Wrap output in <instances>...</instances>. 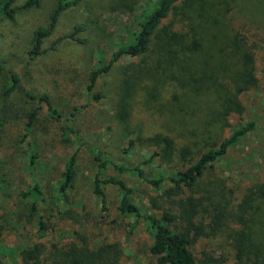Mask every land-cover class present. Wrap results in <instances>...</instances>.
Listing matches in <instances>:
<instances>
[{
	"label": "rangeland",
	"instance_id": "rangeland-1",
	"mask_svg": "<svg viewBox=\"0 0 264 264\" xmlns=\"http://www.w3.org/2000/svg\"><path fill=\"white\" fill-rule=\"evenodd\" d=\"M23 1L15 0V4L20 5ZM56 2L44 0L39 9L20 13L14 22L0 19V56L3 59L16 60L24 56L34 31L48 25L49 15ZM153 3L154 0H81L59 17L53 35L43 43V48L48 51L31 61L25 85L34 92L49 94L54 106L63 115L60 119L49 118L43 108L29 137L37 153L33 176L46 196L57 200L58 206L52 215L46 216L47 230L43 244L47 247L52 244L66 246L76 241L75 232L86 235L90 231L102 238L99 223L95 222L100 215L101 203L99 197L93 194L94 175L98 166L89 149H98L109 162L102 178H117L132 188L133 204L148 210L151 198L163 202L158 198L160 193L136 175L119 173L112 166L115 163L139 167L148 178L174 174L173 163L150 158L156 147L140 137L141 132L151 134L157 131L155 126L164 125V119L148 111L140 114L138 107L141 106L133 110L132 117L126 122L119 118V98L124 78L122 68L133 60L127 56L121 57L108 73L99 77L90 93L86 90L89 73L97 68L96 53L104 50L108 60L119 46L128 43ZM177 7V12L166 21L167 24L172 23L176 32L188 33L187 20H183V15L187 14L196 20V29L203 41L199 50L181 57L173 68L177 80L161 92L162 95L172 91L169 101L164 105L165 115L171 118L175 126H184L198 133L203 130L217 133L224 131L225 136L245 122L256 123L254 131L215 163L210 178L203 180L202 190H205L209 199L201 202L195 220L208 224L212 222L214 210L226 206L225 183L238 190L237 194L241 189L244 193L256 183H264V74H260L257 89L239 95L245 109L243 114L232 113L227 119L216 114V111H222L218 97L225 95L215 89H224L222 86L229 79L230 72L242 67V52L235 49L236 32L231 28L233 21L230 15L251 23H262L264 0H180ZM229 9L231 14L226 18ZM198 15L202 18L214 17L219 24L214 26L203 22ZM79 25H84L86 29L75 37L84 39L85 44L63 39L55 50L49 49L52 41L72 33L74 27ZM215 76H218L217 81L221 86L213 83ZM3 84L5 78L0 73V92ZM95 95L99 97L97 101L93 100ZM32 107L19 92L11 95L5 102V124L0 130V212L6 219L7 229L16 228L11 234L6 231L0 242V258L6 264L18 261L11 249L21 243L25 245V242L17 241H26V236L32 234L26 217L14 216L24 208L20 193L31 185L33 178L26 152L20 143L25 132V117ZM74 108L80 109V113L72 117V112L76 111ZM68 120L78 134L77 140L72 137L68 140L63 136L62 126ZM224 121L228 122V127L224 126ZM133 140L130 145L129 141ZM74 153L76 166L73 187L66 199H62L56 188L66 160ZM104 194L105 204L110 210L108 220L121 218L116 211L119 201L117 187L107 185ZM249 205L243 220L237 218L236 213L218 220L219 237L196 241L195 253L203 264H238L234 258L237 255L235 238L247 250L239 262L249 264L257 260L258 264H264V199L253 195ZM61 212L67 214L63 216ZM16 218H19V224ZM129 237L120 235L119 241L127 252L124 262L146 264L145 259L139 262L141 253L131 248L135 240L149 246L150 240L143 225L140 224L133 237ZM253 249L259 250L257 256L248 252Z\"/></svg>",
	"mask_w": 264,
	"mask_h": 264
},
{
	"label": "trees",
	"instance_id": "trees-1",
	"mask_svg": "<svg viewBox=\"0 0 264 264\" xmlns=\"http://www.w3.org/2000/svg\"><path fill=\"white\" fill-rule=\"evenodd\" d=\"M43 1L24 0L23 3L17 5L15 0H0V19L14 22L20 13L39 9ZM80 2L81 0H57L49 15L48 25L34 31L28 43L29 47L22 58L9 60L0 56V73L5 78V84L2 85L0 92V130L5 124V102L11 95L19 92L23 99L33 106L26 114L25 132L20 140L33 178L31 185L20 193L24 208L18 214H14L19 218L22 215L26 217L32 234L26 236L28 238L26 241H17L25 242V245L21 243L11 249L18 259L15 264H126L124 260L127 252L119 241L120 235L133 237L140 224L143 225L146 236L150 240L148 247L145 244H139L136 240L133 242L131 248L134 252L141 253L140 263L145 259L146 264H203L195 253L196 241L200 238L219 237L218 220L229 214L236 213L237 218L243 220L250 207L251 197L255 195L257 198L264 199V183H256L248 187L244 193L241 189L239 194H237L238 190L225 183L228 199H225V208L214 210L212 222L208 224L195 220L201 202L209 199L205 195V190H202L204 178H210L214 164L223 159L228 151L237 146L242 139L249 136L254 131L256 123L245 122L233 128L228 136H225L224 131L217 133L203 130L198 133L184 126H175L171 118L165 115L164 105L169 101L168 97L171 96L172 91L162 95L161 92L163 88L177 80L173 68L178 65L181 57H186L188 53L199 50L203 41V37L196 29V20L187 14L183 15V20L185 22L187 20L188 33L176 32L171 26L172 23L167 24L166 21L177 12L180 0H154L153 7L143 15L137 31L132 34L128 43L119 46L108 60L106 52L99 50L96 53L97 68L90 71L89 85L86 89L90 93L99 77L108 73L121 57L127 56L133 60L122 68L124 78L119 98V112L121 113L119 118L126 122L132 117L133 110L141 106L138 107L140 114L148 111L164 119V125L155 126L157 131L151 134L141 132L140 137L156 147L150 158L173 163L174 174L148 178L139 167H127L115 163L112 166L119 173L136 175L149 187L159 192L158 198H161L163 202L160 200L157 202L156 198H151L148 210L133 204L131 202L132 188L117 178H102L109 162L103 158L98 149H89L98 166L94 175L93 194L99 197L101 203L100 215L95 222L99 223L103 233L102 238L91 234L90 231L86 235L75 232L76 241H71L66 246L52 244L47 247L43 244L47 230L46 216L52 215V211H56L58 206L57 200L48 198L39 181L33 176L37 153L29 137L43 108L49 118L60 119L63 115L54 106L49 94L34 92L25 85V81L30 74L31 61L48 51L43 48V43L53 35L61 14ZM230 14L231 9L227 10L226 18ZM198 16L203 22L214 26L219 24L214 17ZM230 17L233 21L231 28L236 32L235 49L242 52V67L230 72L229 79L222 86L225 90L215 88L216 92H223L225 95L218 97L222 111H216L219 117L224 116L225 119L232 113L243 114L245 109L239 95L257 89L260 74H264V17L261 16L262 23H251L242 18H232V14ZM226 21L228 23L227 19ZM85 29L84 25L75 26L72 33L52 41L49 49L55 50L63 39L85 44L84 39L75 37L83 33ZM217 77L215 76L213 83L221 86ZM98 98L95 95L93 100L97 101ZM74 109L76 111L72 112V117L80 113V109ZM151 114L149 116H152ZM224 126H229L227 121H224ZM62 132L68 140L70 137L78 139V134L69 124V120L62 126ZM133 142L134 140L129 141V144ZM75 166L76 154L74 153L66 160L56 188L58 196L62 199H66L67 193L73 187ZM107 185H113L119 191L116 211L121 218L110 221L108 220L110 210L105 204L104 194V188ZM153 209L158 211H152ZM66 214L67 212H61L60 215L65 216ZM19 218H16L17 224L20 223ZM5 220L0 212V242L6 231H10L9 234H11L16 229H7ZM130 238H127L128 241ZM234 241L237 254L234 255L235 261L243 264L239 260H243L247 250L239 243V240L235 238ZM248 252L253 253L254 256L259 254L257 249ZM0 264H6V262L0 258ZM249 264H258V261L255 260Z\"/></svg>",
	"mask_w": 264,
	"mask_h": 264
}]
</instances>
